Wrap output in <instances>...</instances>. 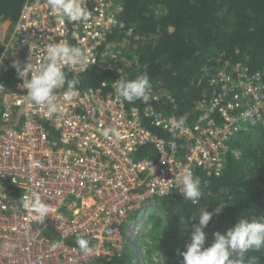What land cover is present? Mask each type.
<instances>
[{"label":"built area","instance_id":"2783aa9c","mask_svg":"<svg viewBox=\"0 0 264 264\" xmlns=\"http://www.w3.org/2000/svg\"><path fill=\"white\" fill-rule=\"evenodd\" d=\"M82 2L90 18L61 24L48 0H26L0 56V75L13 68V61L23 67L45 60V45L58 42L80 47L96 61L85 71L77 66L65 67V72L116 68L118 54L100 52L113 26L110 20H117L113 0ZM217 80L216 96L199 106L193 124L183 119L181 128H173L171 121L181 118L146 105L153 124L173 137L169 139L143 123L139 108L128 107L114 83L107 93L76 89L70 100L64 99L67 86L58 89L59 111L51 117L45 106L29 102L21 79L13 90L0 83L5 125L0 130V264H103L124 251L125 223L135 261L146 264L140 236L146 232L148 207L160 206L161 198L180 191L178 177L186 170L195 176L199 168L219 175L232 137L250 122L244 112L254 110L253 118L264 120L259 77L221 71ZM15 117L21 118L18 125ZM110 129L119 136L105 135ZM146 147L155 150L156 158L137 157ZM32 193L50 208L44 223L22 207L23 195ZM70 238H91L90 251L70 244Z\"/></svg>","mask_w":264,"mask_h":264},{"label":"trees","instance_id":"16d2710c","mask_svg":"<svg viewBox=\"0 0 264 264\" xmlns=\"http://www.w3.org/2000/svg\"><path fill=\"white\" fill-rule=\"evenodd\" d=\"M25 2L0 0V22L10 23L6 41H0V56ZM113 4L118 24L112 26L100 52L117 53L118 66L83 73L66 71V78H78V90L93 88L107 93L120 75L135 79L146 73L153 99L147 104H127L139 108L143 123L155 134L173 138L153 124L146 105L164 116L183 118L189 125L198 119L199 106L216 96L221 71L232 76L244 71L264 83V0H113ZM19 79L14 68L0 75V83L10 90L15 89ZM1 112L0 106V130L5 126ZM14 120L18 125L21 118ZM137 157L156 158V152L152 147L142 148ZM195 172L203 193L198 203L184 201L178 190L160 199L174 234L198 223L190 216H198L202 208L214 212L219 204H224L222 211L214 214L204 229L209 242L214 232L226 231L238 218L264 217V120L249 122L232 137L219 175L201 168ZM9 190H14L13 186L9 185ZM151 217L157 224L162 222L160 216ZM84 239L89 244L92 241ZM67 241L77 245L75 238ZM253 257L256 264H264V249L247 252L243 264H249ZM178 260L182 264L181 255ZM102 262L137 264L133 251L126 248L112 260Z\"/></svg>","mask_w":264,"mask_h":264},{"label":"clouds","instance_id":"9594fccd","mask_svg":"<svg viewBox=\"0 0 264 264\" xmlns=\"http://www.w3.org/2000/svg\"><path fill=\"white\" fill-rule=\"evenodd\" d=\"M48 5L61 24L65 21L86 22L90 18V13L82 0H48ZM110 23L116 25L118 21L113 18ZM45 52V60L36 61L35 64L27 63L23 67L17 60L13 61L11 67L16 70L18 77L23 81L22 88L26 89L29 102L36 106H45V115L51 117L59 111L56 91L67 85L69 91L64 93V99L70 100L76 94V86L80 83L78 78L67 79L64 68L79 66L85 71L90 64L96 61L86 55L80 47L69 45L67 42L46 44ZM114 88L117 96L129 103L141 101L147 104L153 99L151 97L152 84L146 73L137 75L135 79L120 75V78L114 82ZM3 91L4 89L0 88V92ZM253 112L254 110L246 111L242 115L244 119L255 124ZM184 123L181 118L171 121V126L181 128ZM109 131L119 136L114 129L106 130L105 135ZM178 180L180 194L183 195L184 201L198 203L203 195L200 178L195 176L191 170H186L178 177ZM21 204L26 211L42 223L49 216V206L44 204L35 193L23 195ZM223 206L224 204H219L214 212L202 208L198 216L189 217L191 221L198 220V223L192 224L190 242L180 253L183 258L182 264H243V257L247 252L264 249V217L238 218L232 227L224 232H214L213 239L211 242L208 241V235L204 229L213 215L222 211ZM187 223L188 221L185 222ZM76 243L84 252L90 251L88 240L78 238ZM249 264H256V258H251Z\"/></svg>","mask_w":264,"mask_h":264},{"label":"rangeland","instance_id":"374dc122","mask_svg":"<svg viewBox=\"0 0 264 264\" xmlns=\"http://www.w3.org/2000/svg\"><path fill=\"white\" fill-rule=\"evenodd\" d=\"M9 30L10 23L8 21L0 22L1 42L6 41ZM149 210L151 213L148 216L149 221L146 225V232L143 233V237L140 236L141 244H143L146 251V264H181L178 257L181 251L185 249V245L190 242V234L193 230L192 226L184 227L183 230L176 235L172 232L171 226H168L170 219L161 206H149L148 211ZM151 214L160 216L162 222L157 224L155 219H153L155 217H151ZM127 225V223L123 224L121 233L125 240V248L133 251L132 245L128 241Z\"/></svg>","mask_w":264,"mask_h":264}]
</instances>
